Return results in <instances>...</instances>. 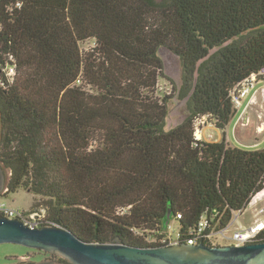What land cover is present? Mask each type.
I'll use <instances>...</instances> for the list:
<instances>
[{
  "label": "trees",
  "instance_id": "16d2710c",
  "mask_svg": "<svg viewBox=\"0 0 264 264\" xmlns=\"http://www.w3.org/2000/svg\"><path fill=\"white\" fill-rule=\"evenodd\" d=\"M163 48L188 112L170 129ZM262 67L264 0H0L1 196L41 197L28 214L93 244L167 246L169 214L180 244L204 214L226 228L264 196V149L227 138L232 92ZM202 118L221 141L195 139Z\"/></svg>",
  "mask_w": 264,
  "mask_h": 264
},
{
  "label": "water",
  "instance_id": "95a60500",
  "mask_svg": "<svg viewBox=\"0 0 264 264\" xmlns=\"http://www.w3.org/2000/svg\"><path fill=\"white\" fill-rule=\"evenodd\" d=\"M7 176V170L0 164V196L6 189ZM171 219L169 214L166 227ZM1 244L57 252L72 264H264V243L241 247L175 243L136 248L117 239L114 243L93 244L80 240L72 232L62 228L32 229L20 220L5 217H0Z\"/></svg>",
  "mask_w": 264,
  "mask_h": 264
},
{
  "label": "rangeland",
  "instance_id": "374dc122",
  "mask_svg": "<svg viewBox=\"0 0 264 264\" xmlns=\"http://www.w3.org/2000/svg\"><path fill=\"white\" fill-rule=\"evenodd\" d=\"M93 46L94 41H87L81 44V49L87 51ZM159 55L163 61L164 76L166 78H161L159 81L158 95L159 97L165 95L173 97L169 101V116L167 119V129H170L180 124L188 113L186 102L180 100L178 94L173 92V87H177L178 89L182 85L183 67L180 58L172 51L163 48L160 50ZM263 86L264 82H261L251 92V95L255 94V101L247 110V116L249 118L248 127L245 128V130L243 128H240V130L238 129V136H236V126L243 117L242 112L248 104L249 97L242 100V105L237 108V113L228 125V137L233 147L249 151L264 149V134H261L257 139L255 138L254 133V131L258 130V127H261L264 130ZM258 118L262 122L260 125L256 122ZM246 123L248 122L246 121ZM201 128L203 130V140L215 142L218 139V131L220 130H218L213 124L210 125L208 119L205 120V124L201 125ZM0 201H3L8 208L13 210L29 212L34 203L42 204L43 199L25 190H19L16 193L1 196ZM263 204V202H260L257 208L261 207ZM255 209V207H249L242 213V215H240L238 220L245 225H249L254 220ZM171 224L173 227L172 231H174L172 236L176 239L179 224L174 220ZM62 260H66L69 264H72L68 259L57 252H44L16 244L0 245V264H65Z\"/></svg>",
  "mask_w": 264,
  "mask_h": 264
},
{
  "label": "built area",
  "instance_id": "2783aa9c",
  "mask_svg": "<svg viewBox=\"0 0 264 264\" xmlns=\"http://www.w3.org/2000/svg\"><path fill=\"white\" fill-rule=\"evenodd\" d=\"M9 75L11 77L14 75V70L12 68L9 70ZM261 82H264V67H262L257 73L252 74L233 90L232 99L235 107H240L242 105V100L247 98L252 90H254ZM205 120L207 119L202 118L195 122V139L198 141L203 140V130L201 125L205 124ZM263 198L264 196L260 199L255 197L251 202L250 206H255L256 209L254 220L249 225H245L238 220L243 213L242 211L234 215L232 222L226 228L218 227V213L216 211L204 214L196 229L192 231L193 237L188 241V245H199L207 242L210 247H241L254 244V241L264 232V205L257 208L259 202ZM45 215V210L28 214L26 211L8 208L3 201H0V217L20 220L32 229L44 227L47 223L45 222ZM172 230V224H168V236L161 241L162 243H167V241H169V245L179 243V230L176 239L172 236L174 232ZM149 241L154 242V240Z\"/></svg>",
  "mask_w": 264,
  "mask_h": 264
},
{
  "label": "crops",
  "instance_id": "0c3cea01",
  "mask_svg": "<svg viewBox=\"0 0 264 264\" xmlns=\"http://www.w3.org/2000/svg\"><path fill=\"white\" fill-rule=\"evenodd\" d=\"M264 87V86H263ZM249 97V99H248V104H247V106L243 109V112H242V119L239 121V123L237 124V126H236V136H238V129L240 130V128H243L244 130H245V128H247L248 127V125H249V121H248V116H247V110H248V108L250 107V105L251 104H253L254 103V101H255V94H253V95H249L248 96ZM247 97V98H248ZM246 121L248 122V123H246ZM256 122H257V124L258 125H260V123H262L260 120H259V118H258V120H256ZM209 124L211 125L212 123L211 122H209ZM228 129V128H227ZM254 133H255V138H259V136L261 135V134H264V130L261 128V127H258V130L257 131H254ZM218 134H219V137H218V139L215 141V142H219V141H221V139H222V132L221 131H218ZM227 138H228V142L230 143V141H229V137H228V132H227ZM230 145H231V143H230ZM232 146V145H231ZM260 202H263L264 203V198L260 201ZM259 202V203H260ZM264 205V204H263ZM262 205V206H263ZM249 207H255V206H249ZM248 207V208H249ZM247 208V209H248ZM256 208V207H255ZM246 209V210H247ZM245 210V211H246ZM255 214V213H254ZM255 216V215H254Z\"/></svg>",
  "mask_w": 264,
  "mask_h": 264
}]
</instances>
